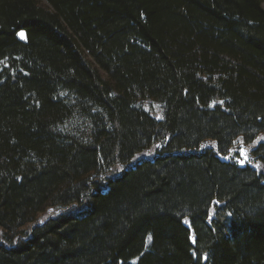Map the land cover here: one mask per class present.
<instances>
[{
  "label": "trees",
  "instance_id": "16d2710c",
  "mask_svg": "<svg viewBox=\"0 0 264 264\" xmlns=\"http://www.w3.org/2000/svg\"><path fill=\"white\" fill-rule=\"evenodd\" d=\"M263 2L0 0V264H264Z\"/></svg>",
  "mask_w": 264,
  "mask_h": 264
},
{
  "label": "rangeland",
  "instance_id": "374dc122",
  "mask_svg": "<svg viewBox=\"0 0 264 264\" xmlns=\"http://www.w3.org/2000/svg\"><path fill=\"white\" fill-rule=\"evenodd\" d=\"M262 7L264 8V2L262 3ZM238 157H240L239 165H244L246 162H248L247 152L243 148L239 149ZM137 158L138 159H147V158H150V154L149 153H145L143 155H139ZM250 165L254 166L253 164H250ZM53 213H54V211H46L44 214L40 215V217L38 219V222L39 223L43 222L48 217L52 216ZM220 214H222V213L220 212ZM32 225L33 224H31L30 226H32Z\"/></svg>",
  "mask_w": 264,
  "mask_h": 264
},
{
  "label": "water",
  "instance_id": "95a60500",
  "mask_svg": "<svg viewBox=\"0 0 264 264\" xmlns=\"http://www.w3.org/2000/svg\"><path fill=\"white\" fill-rule=\"evenodd\" d=\"M21 33H23V36H21ZM19 38L22 39V40L25 39V34H24V32H20V33H19ZM235 148L237 149V148H239V147L237 146V147H235ZM233 149H234V147L231 148V150H230V154L228 155V159H225L223 156H221V155H219V154H217L216 157L219 158V159H221L222 161H224V162H226V163H229V162H230V159L232 158V152H233ZM214 202H215V201H214Z\"/></svg>",
  "mask_w": 264,
  "mask_h": 264
},
{
  "label": "snow or ice",
  "instance_id": "6c2138e0",
  "mask_svg": "<svg viewBox=\"0 0 264 264\" xmlns=\"http://www.w3.org/2000/svg\"><path fill=\"white\" fill-rule=\"evenodd\" d=\"M21 36H23V33H21Z\"/></svg>",
  "mask_w": 264,
  "mask_h": 264
}]
</instances>
